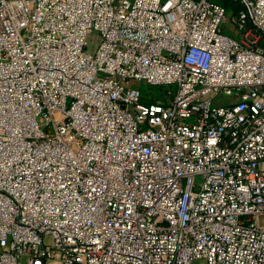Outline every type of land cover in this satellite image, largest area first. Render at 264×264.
Here are the masks:
<instances>
[{
  "label": "built area",
  "instance_id": "2783aa9c",
  "mask_svg": "<svg viewBox=\"0 0 264 264\" xmlns=\"http://www.w3.org/2000/svg\"><path fill=\"white\" fill-rule=\"evenodd\" d=\"M230 1L0 0V264H264V0Z\"/></svg>",
  "mask_w": 264,
  "mask_h": 264
},
{
  "label": "rangeland",
  "instance_id": "374dc122",
  "mask_svg": "<svg viewBox=\"0 0 264 264\" xmlns=\"http://www.w3.org/2000/svg\"><path fill=\"white\" fill-rule=\"evenodd\" d=\"M218 1H220V2H224V3H226V2H230L231 3V1L230 0H218ZM229 8H230V10L233 8L234 9V6L232 5V4H229V5H227ZM142 87H144L145 88V90H148V91H153V88H151V87H149V86H146L145 84H142L141 85ZM200 264H202V263H200Z\"/></svg>",
  "mask_w": 264,
  "mask_h": 264
},
{
  "label": "trees",
  "instance_id": "16d2710c",
  "mask_svg": "<svg viewBox=\"0 0 264 264\" xmlns=\"http://www.w3.org/2000/svg\"><path fill=\"white\" fill-rule=\"evenodd\" d=\"M221 3H223L224 5H229V4H232L233 6H234V10H237L238 8H239V5L238 4H236V3H233V2H226V3H224V2H221ZM228 7V6H227ZM233 9V8H232ZM145 100H147V99H145Z\"/></svg>",
  "mask_w": 264,
  "mask_h": 264
}]
</instances>
